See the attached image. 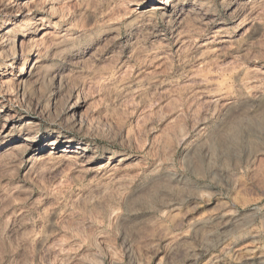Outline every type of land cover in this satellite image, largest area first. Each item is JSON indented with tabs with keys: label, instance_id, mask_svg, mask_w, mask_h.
<instances>
[{
	"label": "rangeland",
	"instance_id": "1",
	"mask_svg": "<svg viewBox=\"0 0 264 264\" xmlns=\"http://www.w3.org/2000/svg\"><path fill=\"white\" fill-rule=\"evenodd\" d=\"M165 1L0 0V264H264V0Z\"/></svg>",
	"mask_w": 264,
	"mask_h": 264
},
{
	"label": "bare ground",
	"instance_id": "2",
	"mask_svg": "<svg viewBox=\"0 0 264 264\" xmlns=\"http://www.w3.org/2000/svg\"><path fill=\"white\" fill-rule=\"evenodd\" d=\"M186 0H166L165 3H164V9H169L170 13L172 14L177 6L181 3H185ZM11 41L12 43L15 41V37H11ZM28 124H34L33 122L29 121L27 122ZM27 139V138H26Z\"/></svg>",
	"mask_w": 264,
	"mask_h": 264
}]
</instances>
